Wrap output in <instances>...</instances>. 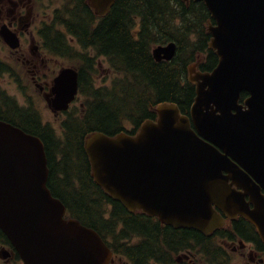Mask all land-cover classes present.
<instances>
[{
	"label": "water",
	"instance_id": "1",
	"mask_svg": "<svg viewBox=\"0 0 264 264\" xmlns=\"http://www.w3.org/2000/svg\"><path fill=\"white\" fill-rule=\"evenodd\" d=\"M116 1L88 4L106 17ZM194 1L214 20L207 30L218 65L206 73L199 62L189 67L196 90L190 116L165 102L135 135L92 133L85 139L92 177L131 213L206 237L242 217L264 243V0ZM176 52L173 42L153 56L171 61ZM78 91V71L63 69L50 109L67 111ZM49 178L43 140L0 121V230L24 264H111L113 251L101 235L66 218Z\"/></svg>",
	"mask_w": 264,
	"mask_h": 264
},
{
	"label": "trees",
	"instance_id": "2",
	"mask_svg": "<svg viewBox=\"0 0 264 264\" xmlns=\"http://www.w3.org/2000/svg\"><path fill=\"white\" fill-rule=\"evenodd\" d=\"M64 9L58 14L63 30L49 42L57 57L69 59L78 70L85 103L80 111L75 107L66 113L62 136L25 108H19V128L45 143L49 188L66 205L68 215L99 232L115 255L130 264H229L222 241L253 243L263 255L256 229L243 218L206 237L164 226L142 212H129L96 184L85 152L90 134H135L144 122L157 119L159 104H177L190 116L196 90L188 78L189 66L201 58L202 71H212L218 64L209 49L207 28L213 19L206 6L184 0H117L104 18L94 14L87 0ZM171 42L177 44L173 60L156 62L153 49ZM98 58L106 59L119 78L110 86L97 85ZM247 97L242 95L243 100ZM129 125L134 129L128 130ZM0 237L10 244L1 230ZM189 253L192 260L180 261Z\"/></svg>",
	"mask_w": 264,
	"mask_h": 264
},
{
	"label": "flooded vegetation",
	"instance_id": "3",
	"mask_svg": "<svg viewBox=\"0 0 264 264\" xmlns=\"http://www.w3.org/2000/svg\"><path fill=\"white\" fill-rule=\"evenodd\" d=\"M76 5L77 0H65L61 7ZM45 9V0H0V120L12 125L15 124L11 120H15L17 127L21 108L19 91L32 87L46 99L54 81L49 80L47 74L52 56H56L49 40L57 30H63L59 22L62 17L58 15L62 10L58 9L48 16L44 14ZM250 244L241 249L256 247ZM9 245L0 237V259L5 264H22L15 249ZM3 251L8 253L6 259ZM121 262L122 259H119L112 264Z\"/></svg>",
	"mask_w": 264,
	"mask_h": 264
},
{
	"label": "rangeland",
	"instance_id": "4",
	"mask_svg": "<svg viewBox=\"0 0 264 264\" xmlns=\"http://www.w3.org/2000/svg\"><path fill=\"white\" fill-rule=\"evenodd\" d=\"M70 1V0H68ZM65 4V0H45V15L52 16L53 12L61 9L65 11L61 6ZM43 12V11H42ZM76 47L79 49L78 45ZM92 56L94 53L90 52ZM98 72L95 76V80L99 87L110 86L113 81L119 79L116 74L110 69V66L106 59L98 58L97 60ZM72 64L69 59H64L61 57L52 56V61L49 63L47 67V74L49 80H53L60 69L69 68ZM24 91V92H23ZM23 92V93H22ZM85 103V98H83L80 102L76 103V106H79V111L81 107ZM19 105L26 110H30L36 113L44 125H47L55 130L58 135L62 136V122L66 118L65 116L57 117L48 107L46 100L40 96V94L34 88H23L22 91H19ZM75 106V107H76ZM134 126L129 125L128 130H133ZM57 160V158H56ZM225 252L229 256V264H259L264 263V254L257 253L254 249H246L242 250L239 246V241H229L221 243ZM225 246V247H224ZM187 261L192 260L191 255L186 254ZM11 259V258H10ZM186 260V259H184ZM183 260V261H184ZM182 261V262H183ZM0 264H5L3 260L0 259ZM120 264H128L126 261L122 260ZM181 264V263H180ZM206 264V263H204Z\"/></svg>",
	"mask_w": 264,
	"mask_h": 264
}]
</instances>
